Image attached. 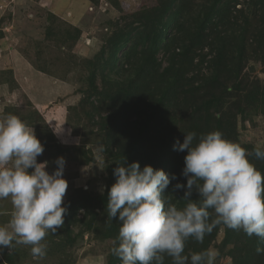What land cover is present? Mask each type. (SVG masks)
I'll use <instances>...</instances> for the list:
<instances>
[{
  "label": "trees",
  "instance_id": "1",
  "mask_svg": "<svg viewBox=\"0 0 264 264\" xmlns=\"http://www.w3.org/2000/svg\"><path fill=\"white\" fill-rule=\"evenodd\" d=\"M91 1L97 4L100 0ZM107 1L122 12L123 23H116L105 34L103 44L92 57L80 61L83 75L76 89L81 97L77 104L69 106L77 116L76 124L82 122L92 134L94 127L98 130L97 142L108 157L106 187L102 192L79 189L67 198L62 227L66 234L61 239L46 237L43 243L47 251L64 252L74 246L78 236L71 226L78 224L81 236L90 232L111 242L118 236L120 223L109 222L106 212L117 162L139 161L141 168L151 164L156 169L163 168L169 176L174 174L176 179L164 195L182 207L186 203L181 199L184 190L173 192V186L177 182L186 185L182 170L187 150H175L177 140L182 143L186 132L195 131L199 136L219 130L240 143L238 116L244 120L251 114L264 116V84L255 78L253 64L258 62L264 67V0H245L241 8L237 7L241 0H153L126 13L120 0ZM246 5H250L248 10ZM81 33L79 27L66 23L60 34L62 46L71 50ZM56 35L47 28V36ZM71 55L68 63L76 64V56ZM48 63L43 57L32 59L37 70L56 76ZM68 74L60 79L69 81ZM5 81L11 90L16 88L11 72ZM12 108L15 109L7 106L5 113H12ZM26 118L29 125L35 126L38 138L45 140L42 143L48 153L53 145L48 139H54L53 134L45 126L35 125L42 119L37 111H30ZM69 124L72 125L70 118ZM43 129L48 133L42 134ZM74 133L77 134L75 128ZM240 144L249 151L254 148ZM55 146L61 150V146ZM73 149L82 156L83 163L93 159L85 146ZM250 158L264 173V161ZM192 198L198 199V193L194 192ZM220 231L223 237L217 241ZM258 246L264 247L258 237L219 225L203 243L189 239L185 254L215 247L216 261L264 264V253H257ZM112 247L113 243L106 264H121L111 253ZM18 248L14 246L11 253H5L6 264H19ZM58 264L74 261L66 255ZM165 264H171L170 257L165 258Z\"/></svg>",
  "mask_w": 264,
  "mask_h": 264
},
{
  "label": "clouds",
  "instance_id": "2",
  "mask_svg": "<svg viewBox=\"0 0 264 264\" xmlns=\"http://www.w3.org/2000/svg\"><path fill=\"white\" fill-rule=\"evenodd\" d=\"M174 149L187 150L186 185L173 186V192L184 190L182 207L164 195L176 176L163 168H141L139 161L124 159L113 170L106 212L109 222L120 223L111 253L121 264H165L166 257L171 264H215L213 249L185 254V247L189 239L203 243L219 225L264 241V173L250 158L264 161V144L249 151L219 130L199 136L191 131ZM44 150L34 128L19 116L0 121V200L10 198L13 208L7 225H0V249L31 246L37 259L47 255L46 235L64 225L69 186L65 157H58L49 172V162L38 161ZM194 192L198 199L192 198ZM256 251L264 253V247Z\"/></svg>",
  "mask_w": 264,
  "mask_h": 264
},
{
  "label": "rangeland",
  "instance_id": "3",
  "mask_svg": "<svg viewBox=\"0 0 264 264\" xmlns=\"http://www.w3.org/2000/svg\"><path fill=\"white\" fill-rule=\"evenodd\" d=\"M148 1L153 0H120L124 13L137 10L142 3ZM244 3L247 2L241 0L237 7L241 8ZM244 8L248 10L250 5ZM121 15L122 12L107 0H100L97 4L91 0H0V121L9 114H15L27 123L26 115L30 111L38 112L42 119L37 120L35 125L45 126L54 137L48 139L53 143L52 149L47 151L48 153L44 150L38 161H48V171L52 172L57 167L55 160L58 157L64 156L66 159L64 176L69 186L63 203L76 190L102 192L106 187L105 167L108 157L101 143L97 142L98 130L94 127L92 134L82 122L76 124L77 116L73 110H69V106L77 104L81 97L76 89L77 81L83 75L80 61L92 57L100 49L105 34L110 33L116 23H123ZM66 23L73 24L82 31L80 39L71 49L72 52L67 45L62 46L60 38ZM47 28L54 30L56 37L47 36ZM40 51L42 55L39 54ZM71 53L78 60L76 64L68 63V59L73 56ZM40 56L50 61L48 64L56 76L43 73L34 67L32 59L40 60ZM253 64L256 66L255 78L264 84L263 65L258 62ZM26 66L31 68V74L29 70L28 74L18 75L16 71L18 69L21 72L25 71ZM10 72L17 82L13 90L5 81ZM66 72L67 74L70 72L66 76L69 81L60 79ZM34 73L37 74L34 76ZM7 106L15 107L12 108V113H5ZM240 116L238 141L253 146L258 143L264 144V116L251 114L246 120ZM69 118L72 125L69 124ZM28 126L36 130L34 125ZM54 128L59 132H54ZM74 128L79 135L74 133ZM46 130L43 129L42 134L48 133ZM43 141L45 140L42 139L41 142ZM55 144L61 146V150L57 149ZM77 146H85V151L92 155L93 159L83 163L82 156L73 149ZM12 211L10 198L0 200V225H7ZM83 215L84 209H81L79 217L82 218ZM71 228L78 236L74 246L68 247L63 250L64 252L47 251L44 258L37 259L31 254V246L15 245L19 247L16 251V261L19 264H58L66 255H70L74 264H106L112 242L102 241L90 232L78 235L81 230L80 224ZM65 234L60 228L56 233H49L46 237L61 239ZM222 237L223 231H220L217 241ZM211 249L217 253L215 247ZM11 251L12 248L0 249V264H6L5 253ZM215 264L231 263L227 259H222Z\"/></svg>",
  "mask_w": 264,
  "mask_h": 264
},
{
  "label": "crops",
  "instance_id": "4",
  "mask_svg": "<svg viewBox=\"0 0 264 264\" xmlns=\"http://www.w3.org/2000/svg\"><path fill=\"white\" fill-rule=\"evenodd\" d=\"M22 60H23V59H22ZM21 62H22V61H21ZM29 70H30L29 73L31 74V68H29L28 66L25 67V71L22 70V72H21V70L18 69L16 72H17L18 75H19V73H20V75H21L22 73H27ZM35 72H36V71H35ZM37 73H38V72H37ZM37 73H36V74H37ZM27 74H28V73H27ZM36 74L34 73V76H35Z\"/></svg>",
  "mask_w": 264,
  "mask_h": 264
}]
</instances>
